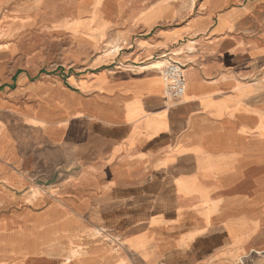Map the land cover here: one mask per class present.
<instances>
[{
  "label": "crops",
  "instance_id": "obj_1",
  "mask_svg": "<svg viewBox=\"0 0 264 264\" xmlns=\"http://www.w3.org/2000/svg\"><path fill=\"white\" fill-rule=\"evenodd\" d=\"M48 9L53 56L0 35V264H264V0Z\"/></svg>",
  "mask_w": 264,
  "mask_h": 264
},
{
  "label": "rangeland",
  "instance_id": "obj_2",
  "mask_svg": "<svg viewBox=\"0 0 264 264\" xmlns=\"http://www.w3.org/2000/svg\"><path fill=\"white\" fill-rule=\"evenodd\" d=\"M153 1V0H152ZM51 0H0V35L3 30L12 27V23L16 22L20 24L21 27L23 25L25 28L23 31V41L21 44V49L27 53L32 51H44L48 57L53 56L55 49L48 45L47 39L43 37L44 30L48 28V20L51 13L49 10V4ZM18 12L16 13V11ZM16 13V14H15ZM13 15V16H12ZM18 16L17 19H10L9 17ZM1 37V36H0ZM1 42V41H0ZM158 63V62H157ZM155 64V63H154ZM153 65V64H150ZM141 66L137 69H133L135 73L145 72L146 77L151 76L153 78V83L155 85L156 90H158V101L163 104L164 114H166L167 118L170 119V114L175 113L178 109L182 107L186 100V96H184L181 100L178 101H170L165 97V84L163 82V77L161 73L162 67L165 65L164 62L159 70V72H155L153 68L148 66ZM186 95V94H185ZM248 180V184L255 179V176L246 177ZM235 192H233L234 194ZM21 254V253H18ZM261 255V254H260ZM258 257V254L251 253L248 254L244 259H242V264H254V258ZM25 255H15L13 260L24 259ZM8 264H15L13 261L7 262ZM37 261H33L31 258L24 261V264H36Z\"/></svg>",
  "mask_w": 264,
  "mask_h": 264
},
{
  "label": "built area",
  "instance_id": "obj_3",
  "mask_svg": "<svg viewBox=\"0 0 264 264\" xmlns=\"http://www.w3.org/2000/svg\"><path fill=\"white\" fill-rule=\"evenodd\" d=\"M165 82L164 92L170 101L181 100L185 93V78L180 65L174 62L165 64L161 69Z\"/></svg>",
  "mask_w": 264,
  "mask_h": 264
},
{
  "label": "bare ground",
  "instance_id": "obj_4",
  "mask_svg": "<svg viewBox=\"0 0 264 264\" xmlns=\"http://www.w3.org/2000/svg\"><path fill=\"white\" fill-rule=\"evenodd\" d=\"M191 7V6H190ZM162 63L163 62H158V63H155V64H153V65H150V66H148V67H150V68H153L154 70H155V72H159V70H160V68H161V66H162ZM163 82H164V80H163ZM164 84H165V82H164ZM186 88H187V85H186V83H185V93H184V96H185V94H186ZM183 96V97H184ZM165 97H166V95H165ZM167 98V97H166ZM168 99V98H167ZM169 100V99H168Z\"/></svg>",
  "mask_w": 264,
  "mask_h": 264
}]
</instances>
